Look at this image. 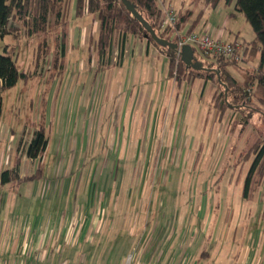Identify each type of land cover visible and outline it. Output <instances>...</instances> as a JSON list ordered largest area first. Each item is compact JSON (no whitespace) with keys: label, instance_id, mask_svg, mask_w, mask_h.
<instances>
[{"label":"crops","instance_id":"0c3cea01","mask_svg":"<svg viewBox=\"0 0 264 264\" xmlns=\"http://www.w3.org/2000/svg\"><path fill=\"white\" fill-rule=\"evenodd\" d=\"M170 1L176 11L187 9V1L192 3ZM210 8H200L179 32L202 31L209 25L220 29L227 41L254 39H238L240 30L232 27L234 15L223 18L218 10L220 21L211 22ZM89 17L86 12L74 19L82 24ZM94 24L97 33L99 23ZM86 28L77 23L69 28L66 68H70L60 76L47 70L22 82L31 84L32 96L37 98L31 99L23 121L16 103L11 107L13 116L4 118L3 93L0 264H264V224L249 229L257 214L249 208L242 215V200L236 190H230V183L217 193L207 183L162 193L166 183L93 181L84 175L81 182L75 181L78 173L88 171L84 158L91 153L130 152L132 135L129 132L125 140L123 128L126 119L132 124L137 115L135 59L162 55L168 66V58L146 38L128 35L119 64L103 71L85 69L89 49L76 57L73 51L85 49L86 41L88 45ZM38 130L48 140L41 179L2 184V173L12 169L18 158L20 178L36 173L38 159H29L24 152ZM41 201L45 213L40 212ZM56 204H67L68 211H46Z\"/></svg>","mask_w":264,"mask_h":264},{"label":"rangeland","instance_id":"374dc122","mask_svg":"<svg viewBox=\"0 0 264 264\" xmlns=\"http://www.w3.org/2000/svg\"><path fill=\"white\" fill-rule=\"evenodd\" d=\"M173 1L175 4L181 5L184 0ZM75 2L76 0H66L63 7L64 19L71 21L72 24L77 23L86 26L88 34L93 32L95 24L90 17L82 24L74 19ZM170 2V0H158L164 13L172 8ZM235 2L236 0H233L231 4L224 5L221 1L216 6L210 5L208 17H210L211 22L220 21L219 16L216 15L218 10H221V17L223 18L226 15H234L232 16V27L240 30L238 39L241 41L253 39L255 33L244 15L235 10ZM207 4L206 0H200L196 5L187 1L185 7H192L194 13L197 14L200 8ZM28 17L33 19V14H29ZM26 21V18H15L10 21L15 32L5 36L0 43V50L2 51L7 46V49L13 51L18 66L27 71L29 75L43 74L52 68V56L46 59L41 58L37 62L39 43L44 39V36H48L47 38L52 44L56 36L60 37L58 30L61 31L62 27L59 26L58 29L55 25L53 13H50L46 30L43 33H34L33 25ZM84 46L85 49L82 51H73L75 57L80 53L87 52L89 49L87 41ZM120 49L121 39L118 36L112 50V55L116 61L111 59V64H119L124 54V51L121 52ZM194 49L196 48L194 47ZM195 53L196 58L207 60L198 49ZM258 60L259 54L255 59H248L247 63L244 61L239 67L229 68V70L232 71L239 85H243L241 87L243 91L250 89L252 94H256L258 98H264V93L261 91L257 93L255 84L244 86L246 74L256 68ZM207 62L205 61L204 64L206 65ZM74 64H76L74 68L79 69L80 63L76 61ZM134 64V78L136 81L138 80L136 87L138 89L137 102H139L136 109L137 115L132 124H129V120L126 119L123 128L125 140L128 138L129 132L132 135L130 152H102L100 156H92L95 153H91L84 158V163L97 168L93 171L87 165L88 171L84 174L78 173L75 181L81 182L84 175L86 179L90 177L89 180L93 181L109 179L166 183L167 188L162 189V193H175L181 188L193 184L203 186L206 183L215 187L214 191L217 193L219 188L223 192L225 185L230 183V190H236L239 193V201L242 200V215L249 213V208L253 209V215L257 214V218L254 216L249 221L253 223L249 229L252 225L260 228L262 223L264 224V178L262 183L256 187L252 199L244 200L242 197L243 184L252 160L243 161L241 155L247 152L255 141L259 140V144L264 142V104L253 98L249 102L253 109L250 108L245 112V114L251 115L249 125L247 127L237 125L234 130H231V121L234 118L233 111L228 109L220 117L214 105L215 94L220 86L217 81L209 80L206 82L202 78H194L179 83L175 76L170 77L169 66L164 63L162 55L149 56L146 59L137 58ZM95 65L94 57L90 61L86 55L84 68L95 70ZM68 67L70 68L69 65ZM35 68L37 69L36 72ZM63 79L61 78V81ZM31 90L30 83L20 82L15 87L5 91L4 118L13 116L11 107L13 103H16L20 113L19 119L22 121L25 119L31 99H35V102L37 99L32 96ZM223 96V91L219 90L217 98L220 97L222 100ZM234 98H240V96L238 93L231 92L228 100L232 104H240L241 99L235 103ZM75 194L76 192L71 195L73 203ZM220 196L225 197L222 193ZM230 198L236 200V197L232 198L231 194ZM42 202L39 204L40 212L45 213ZM62 210L67 212L68 205L56 204L55 207L52 206L50 210L46 211L58 213ZM260 216L262 218H259Z\"/></svg>","mask_w":264,"mask_h":264},{"label":"trees","instance_id":"16d2710c","mask_svg":"<svg viewBox=\"0 0 264 264\" xmlns=\"http://www.w3.org/2000/svg\"><path fill=\"white\" fill-rule=\"evenodd\" d=\"M130 1L149 22L159 38L172 42H174L171 38L173 31L183 30L194 14L192 7L181 9L177 11L178 19L175 27H163L166 14L159 6L158 0ZM199 1L192 0V4L196 5ZM221 1L225 5L233 2V0H206L207 5L213 6L218 5ZM65 3L66 0H0V43L6 35H12L15 32L14 27L10 25L11 20L26 18V22L33 25L34 33H43L46 30L50 13H53L55 25L58 29L59 26L62 27L61 31L58 30L60 37L56 36L53 43L50 44L48 36H44L38 46L37 62L41 58L46 59L52 56V68L50 70L53 72L52 74L55 73V75L60 76L66 69L69 28L72 24L71 21H66L63 17ZM235 10L244 15L255 33V37L251 42H243L245 46L244 61L255 59L259 54L258 64L254 70L246 74L244 86L255 84L257 93L259 91L264 93V0H236ZM86 12L90 16L91 21H98L99 23L98 32L89 33L88 42V48L89 50L91 49V52L88 50L90 54L89 60L92 61V55H94L97 71H103L111 67L112 50L117 37L119 36L121 39L120 51L123 52L125 38L128 35H133L139 38H146L149 43L153 44L168 58L169 75L170 77L175 76L179 83L190 81L194 78H202L206 82L209 80L217 81L220 86L218 85L219 87L215 94L214 105L220 117L228 109L233 111L234 118L231 121V130H234L237 125H243L244 127L249 125L251 115L245 114V112L252 108L249 102L253 98L264 104V98H258L256 94H252L250 89L243 91L241 88L243 85H239L237 79L229 70V68L239 67L240 64L223 58H206L207 60H202L196 58V51L194 52L193 63L187 64L182 59V56H178L177 50L156 43L121 0H76L75 17L83 18ZM29 14H33V19L28 17ZM12 52L7 49V46L2 51L0 50V117L2 115L4 91L15 87L19 82H27L32 76L27 71L20 69ZM205 61H208L206 65L204 64ZM196 64H201V66L194 67ZM57 67L58 69H56ZM36 71L37 69L35 68ZM219 90L223 91L222 100L220 97L217 98ZM231 92L239 94L240 98H234L233 101L237 103V100L240 101L241 99L240 104H232L228 100ZM47 144L48 140L44 131H36L24 152L29 159H38L39 166L36 173L30 177L20 178L18 169L21 164V158H18L12 169L5 170L2 173V184H20L41 179L43 174L41 163ZM241 158L243 161L252 160L245 176L242 192L243 197L250 200L256 187L262 183L264 178V142L259 144V140L255 141L248 151L241 155Z\"/></svg>","mask_w":264,"mask_h":264},{"label":"built area","instance_id":"2783aa9c","mask_svg":"<svg viewBox=\"0 0 264 264\" xmlns=\"http://www.w3.org/2000/svg\"><path fill=\"white\" fill-rule=\"evenodd\" d=\"M166 18L163 27L174 28L178 14L173 8L165 11ZM178 45V56H181L182 48L185 45L195 47L205 58H223L227 61H232L237 64L244 62L243 42L227 41L222 36L220 29L212 28L207 25L202 31H183L174 30L171 37ZM196 49H194L196 51Z\"/></svg>","mask_w":264,"mask_h":264},{"label":"water","instance_id":"95a60500","mask_svg":"<svg viewBox=\"0 0 264 264\" xmlns=\"http://www.w3.org/2000/svg\"><path fill=\"white\" fill-rule=\"evenodd\" d=\"M124 6L132 13V15L142 24L146 31L150 34L151 38L164 47H170L178 51V45L175 42L168 41L162 38H159L149 22L137 11L136 6L130 0H121ZM194 48L190 45H185L182 48L181 56L184 62L187 64H192L194 60ZM196 66H201V64H196Z\"/></svg>","mask_w":264,"mask_h":264}]
</instances>
